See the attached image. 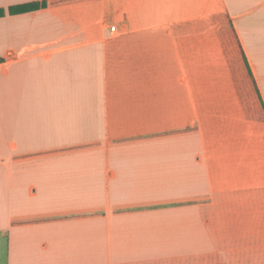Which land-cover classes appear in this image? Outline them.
<instances>
[{
  "label": "crops",
  "instance_id": "obj_1",
  "mask_svg": "<svg viewBox=\"0 0 264 264\" xmlns=\"http://www.w3.org/2000/svg\"><path fill=\"white\" fill-rule=\"evenodd\" d=\"M39 1L0 0V264H264V121L212 21L264 103V0L10 12Z\"/></svg>",
  "mask_w": 264,
  "mask_h": 264
},
{
  "label": "trees",
  "instance_id": "obj_2",
  "mask_svg": "<svg viewBox=\"0 0 264 264\" xmlns=\"http://www.w3.org/2000/svg\"><path fill=\"white\" fill-rule=\"evenodd\" d=\"M77 0H53L39 1L17 5L10 9L11 13H21L52 4H64ZM0 9V16L4 15ZM214 26L218 29L223 40V51L226 56L233 80L241 98L247 118L264 121V103L259 94L256 81L252 75L245 53L242 49L238 35L226 14L214 15L212 17ZM1 60V59H0ZM27 221H21L25 223Z\"/></svg>",
  "mask_w": 264,
  "mask_h": 264
},
{
  "label": "built area",
  "instance_id": "obj_3",
  "mask_svg": "<svg viewBox=\"0 0 264 264\" xmlns=\"http://www.w3.org/2000/svg\"><path fill=\"white\" fill-rule=\"evenodd\" d=\"M112 30L115 31V26L112 27Z\"/></svg>",
  "mask_w": 264,
  "mask_h": 264
}]
</instances>
